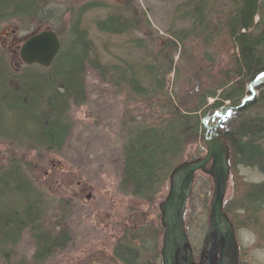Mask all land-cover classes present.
<instances>
[{
    "label": "trees",
    "instance_id": "1",
    "mask_svg": "<svg viewBox=\"0 0 264 264\" xmlns=\"http://www.w3.org/2000/svg\"><path fill=\"white\" fill-rule=\"evenodd\" d=\"M206 1L188 0L184 4L189 6L180 19L188 24L176 31L163 49L170 59L176 53L179 58L182 56L177 45L189 38L202 39L208 50L210 42L222 40L228 50L217 69L196 64L193 85H186L182 92L173 88L167 91L157 79L155 85H143L128 69H111L113 86L122 85L119 88L127 97L144 106V114L121 125L124 138L120 187L137 199L154 202L156 194L167 186L172 169L184 160L187 146L203 142L214 112L229 106L217 132L229 146L230 172L242 165L256 169L263 177L261 182L249 185L245 193V208L254 211L264 205V85L255 89L253 100L237 107L248 94V83L264 74V0H228V12L218 24H211L209 19L214 15L206 13ZM103 6L91 1L72 9L68 41L60 30L51 28L60 38L61 49L49 67L38 66L46 74H39L40 78L29 85L24 81L25 71L33 66L22 65L17 77L0 54V138L10 149L5 159L0 158V255L6 260L24 231L34 244L31 264H43L68 242L67 229L47 220L53 210L27 172L33 162H26V154L20 151L17 155L14 149L20 145L25 147L23 151L59 152L70 128L69 106L81 105L85 99L83 68L95 70L103 79L110 74L109 67L89 55L92 44L80 27L85 12ZM52 7L50 0H0V26L27 19L50 25ZM121 7L123 13L106 15L95 22V28L109 35L140 32L145 14L138 4L125 2ZM134 42L137 47L142 44L140 39ZM211 60L207 53L204 61L210 64ZM62 62L73 68L53 81V70ZM156 70L153 68V73ZM12 81L17 85H8ZM159 230L162 231L160 227ZM148 243L142 241L140 246L147 250ZM140 246L118 242L112 257L119 264H149L143 259L147 252ZM154 246L152 239L150 253Z\"/></svg>",
    "mask_w": 264,
    "mask_h": 264
},
{
    "label": "rangeland",
    "instance_id": "2",
    "mask_svg": "<svg viewBox=\"0 0 264 264\" xmlns=\"http://www.w3.org/2000/svg\"><path fill=\"white\" fill-rule=\"evenodd\" d=\"M91 1L103 3L104 6L85 12L80 27L86 31L92 44L89 55L109 67L110 74L103 79L95 70L86 66L83 68L81 77L85 99L81 105L69 106L70 128L59 152L23 151L25 147L20 145L15 147L14 152L17 155L26 154L25 161L33 162L32 166L30 162V167H27V172L30 171L33 182L42 190L47 198L45 202L49 201L48 205L53 210L48 222L65 227L68 231L65 248L55 252L43 264H119L114 261L112 251L115 244L121 241L135 246H140L142 241L149 242L147 250L140 246L142 251L148 253L143 255V259L149 264H159V259L153 261L149 249L158 225V204L165 197L168 185L156 194L152 203L137 199L123 192L120 187L124 138L121 125L124 121L130 122L131 117L144 114L141 112L144 106L137 104L135 98L127 97L119 88L122 85L113 86L114 74L111 69H128L143 85H155L157 79V83L159 81L166 85L167 91L173 88L182 92L186 85H193L196 64L202 68H216L228 48L222 40L215 39L210 42L211 48L208 50L202 39L189 38L177 45L182 57L178 58V53L172 59L169 53L165 55L163 46L174 38L176 31L188 24L180 19L182 11L189 6L184 5L188 0H50L54 12L50 17V25L27 19L18 24L0 26V54L14 69L15 76L18 77L22 66L7 48L13 37H23L40 28L55 27L68 41L70 11ZM125 2L138 4L144 12L143 29L122 35L99 32L95 22L110 13H123L121 5ZM203 2L199 0V3ZM206 5V13L214 15L209 19L211 24L222 23L223 15L228 12V0H207ZM7 29L14 30V34ZM136 39L142 41L139 47L134 42ZM3 42L5 46H2ZM207 53L212 59L210 64L204 61ZM32 66L25 71L26 85L37 81L39 74H46L37 65ZM70 68H73L71 64L62 62L53 70L52 80L58 81L63 72ZM153 68L158 69L157 73H153ZM8 85L17 84L12 81ZM9 150L8 143L0 138L2 160ZM204 153V143L197 142L187 146L184 159ZM262 179L256 169L236 165L230 172L224 197L228 214L240 229L238 234L242 249L246 258H250L251 263L248 261L247 264H264V205L254 211L245 208L248 186ZM193 182L192 194L186 203L184 223L191 244L199 247L208 219L213 186L210 177L202 172L196 173ZM156 240L159 245L160 237ZM33 251L30 234L24 231L8 259L0 255V264H31Z\"/></svg>",
    "mask_w": 264,
    "mask_h": 264
},
{
    "label": "water",
    "instance_id": "3",
    "mask_svg": "<svg viewBox=\"0 0 264 264\" xmlns=\"http://www.w3.org/2000/svg\"><path fill=\"white\" fill-rule=\"evenodd\" d=\"M60 40L50 29L37 30L24 39L19 50V58L26 65L37 64L49 67L60 50ZM264 84V74L248 84L249 95L244 97L237 108L255 97V88ZM230 108H222L214 114L218 120L208 123L204 137L206 152L185 160L172 169L168 180V191L159 204L160 221L163 228L162 264H190L191 257L184 230L183 214L185 204L192 191L194 175L197 171L208 174L212 180L209 201L208 228L206 238L217 244L220 256L216 264H236L237 245L232 223L223 212V199L229 176V147L217 133L220 120Z\"/></svg>",
    "mask_w": 264,
    "mask_h": 264
},
{
    "label": "flooded vegetation",
    "instance_id": "4",
    "mask_svg": "<svg viewBox=\"0 0 264 264\" xmlns=\"http://www.w3.org/2000/svg\"><path fill=\"white\" fill-rule=\"evenodd\" d=\"M7 30L9 33L14 34V30H12V29H7ZM8 32H7V38L9 37ZM28 35L23 36V37H19V38H17V37L15 38L12 36L13 39L10 40V43H9L10 45L7 46L8 50H10L12 55L15 56L16 60L18 61L17 63H19V65H21V66H22V64H21V61L19 59V47H20L23 39L26 38ZM2 44H3L2 46L6 45L5 42H3ZM225 207H226V205L224 204V208ZM224 212L226 213L227 217L229 218L230 222L232 223L233 230H234V238H235L236 245H237V263L236 264H247L250 258H248V259L246 258V253L242 249V246H241L242 242H241L240 237H239L240 235L238 234V231L240 229L238 228L237 222H235L229 216V214L226 210ZM157 215L159 216V220L157 221L158 225H157V227H155L157 234L155 233L153 236V239H155V246H154V250H152L151 253H149V254H150V256H152L153 261L159 259V264H162L160 251L162 248L163 228L161 227L160 213H158ZM253 219H254V217H253ZM159 227L162 229V231L159 230ZM184 227H185V223H184ZM207 228H208V219L206 222L205 231H204V234H203V237L201 239L199 247H196V246L193 247V245L191 244V241L189 240L190 238L187 235L186 230H185V233L187 236V242L189 245L190 257H191V261H190L191 263L190 264H216V261L218 260V258L220 256V252H219V249L216 247L217 244L215 243V241L212 238H206L205 237ZM157 237H160V244L159 245L157 244V240H156ZM158 246H160L159 249H157ZM249 263H251V261H249Z\"/></svg>",
    "mask_w": 264,
    "mask_h": 264
},
{
    "label": "bare ground",
    "instance_id": "5",
    "mask_svg": "<svg viewBox=\"0 0 264 264\" xmlns=\"http://www.w3.org/2000/svg\"><path fill=\"white\" fill-rule=\"evenodd\" d=\"M47 29H50V30H52V31H54V32H55V30L51 29V27H47ZM55 33H56V32H55ZM21 44H22V43H21ZM20 47H21V45H20ZM20 47H19V50H20ZM56 57H57V56H56ZM21 64H22V65H24V63H23V62H21ZM39 66H40V65H39ZM260 77H261V76H260ZM256 79H257V78H256ZM254 80H255V79H254ZM252 81H253V80H252ZM249 83H250V82H249ZM249 83H248V84H249ZM243 98H244V97H243ZM243 98H242V99H243ZM242 99H241V100H242ZM222 108H230V107H228V106H226V107H225V106H223V107H221L220 109H222ZM220 109H219V110H220Z\"/></svg>",
    "mask_w": 264,
    "mask_h": 264
}]
</instances>
